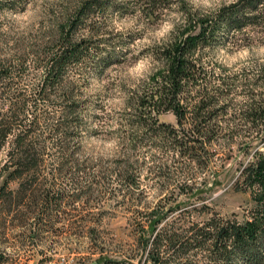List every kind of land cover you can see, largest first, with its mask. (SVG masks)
Masks as SVG:
<instances>
[{
	"label": "trees",
	"instance_id": "16d2710c",
	"mask_svg": "<svg viewBox=\"0 0 264 264\" xmlns=\"http://www.w3.org/2000/svg\"><path fill=\"white\" fill-rule=\"evenodd\" d=\"M165 2L144 1L140 9L148 21L155 20L154 12ZM96 3L81 0L74 18L58 24L57 33L41 43L32 38L27 56L16 47L17 65L0 61L3 85L11 84L15 75L19 83L28 56L33 63L42 61L43 72L36 89H0V150L6 151L0 167V218L6 230L19 228L30 240L40 238L50 231L62 205L94 203L95 187H106L114 178L120 202L144 208L137 214L146 225L139 224L131 249L137 251L132 258L138 264H264V67L259 68L261 83L255 84L259 89H238L245 84L236 77H221L202 64L223 36L233 46L255 40L264 44V0H237L211 18L200 15L194 20L190 15L183 30L148 53L156 62L152 76L138 89L120 90L126 97L122 108L108 107L99 93L92 96L78 89L92 44L89 38H74L72 30ZM195 25L197 33L192 35ZM111 59L103 60L110 65ZM79 62L84 66L70 77V68ZM192 93L196 106L188 117ZM229 112L243 123L221 125L220 116ZM164 113L175 117V127L159 122ZM103 135L119 140L118 155L110 162L82 151L85 138ZM234 149L247 157L233 183L237 191L251 195L253 207L244 222L210 215L204 204L197 206V200H204L192 185L170 188L173 171L184 172L181 159L203 170L210 155L218 151L230 156ZM95 173L102 177L96 180ZM142 177L153 180L161 196L152 207L140 201L145 194ZM218 182L216 176L210 186ZM62 184L71 195L59 192ZM177 194L194 196L196 202L181 208ZM189 216L207 219L185 227ZM95 233L89 229L86 234L95 241ZM93 248L112 251L103 245ZM89 264L123 262L100 255Z\"/></svg>",
	"mask_w": 264,
	"mask_h": 264
},
{
	"label": "rangeland",
	"instance_id": "374dc122",
	"mask_svg": "<svg viewBox=\"0 0 264 264\" xmlns=\"http://www.w3.org/2000/svg\"><path fill=\"white\" fill-rule=\"evenodd\" d=\"M80 1L0 0V61L9 60L11 64H16L17 57L20 55L16 47L21 51V54L27 56L26 52H29V43L32 41V38H38L35 41L41 43L46 36L57 33L58 24L63 23L67 18L69 22L74 18L76 7ZM144 1L147 2L148 0H95L97 2L96 7L93 6L88 16H85V20L83 19L74 27L72 30L74 38L86 37L89 38L92 44L90 63L86 61L87 68L83 71L84 75L82 78H79V83L82 85L78 89H83L84 93L92 96H96L99 93L105 102L115 94V90L138 89L137 86L143 81L137 84L136 82L125 80L114 73L122 71L119 66L126 63L130 64L138 59L139 56L149 55L148 53L152 51L154 46L169 41L168 39L160 43L153 42L152 46L144 47L139 52V56L135 55L129 45H132L136 39L141 38L143 33L135 30L117 33L111 30L110 21L116 13H119L121 17L125 15L136 16L138 14L139 22L145 25L157 23L161 19L164 10L169 8L173 3L179 5L177 10L184 14L186 20H188L190 15L194 20H197V17L201 16L211 18L216 13L203 15L199 11L194 12L187 3V0H166L165 6L156 9V12H154V16L158 15L156 19L148 21L140 9ZM29 2L34 7L40 9L39 18L30 28L21 31L12 17L15 13L22 12ZM185 25L187 26V24H183L181 27L178 26L173 36L183 30ZM193 29L192 35L197 33V26L195 25ZM220 38L213 47L211 54L206 55L202 60V64L206 67V70L210 71L212 68H215V72L220 74L221 77H236L234 80L237 83L245 84L244 87H238V89H259L255 84L261 83L259 68L264 67V62L253 57L247 66L238 71H230L216 63L215 55L219 48L227 47L228 45L232 46L230 50H235L242 47L258 46L262 43L255 40L252 43L244 42L233 46L228 41V37L223 36V39ZM123 55H125V58H122ZM108 57H112L111 60H113L110 65H106L103 60ZM30 60L31 57L28 56V61L25 62L24 71L22 72L24 76L21 77L19 83L17 82L19 78L15 75L14 80H10L11 84L3 85L2 83L0 84V89H28V91L36 89L43 77V72L39 68L42 61L36 60L33 63ZM80 66L84 65L79 62L78 66L70 68V77H75L76 68H80ZM154 67H156V62ZM109 68H112V72L107 71ZM94 84H96L95 87L93 86ZM248 85H250L249 88L247 87ZM191 97L193 100L189 101L186 105L188 117L196 106V98L193 93ZM240 99L238 98V100ZM106 105L111 107L108 104ZM236 114L229 112L221 115V125L229 123L242 124L243 121ZM234 115L235 118L232 119ZM158 120L160 123L176 126L175 117L171 113L160 114ZM110 137L111 135H103L100 138L108 139ZM87 140L88 138H85L82 141V151ZM118 150L110 159H105L104 156H98V158L103 162H106V160L110 162L118 155ZM5 158L6 151L0 150V167L3 165ZM51 161V156H49L46 163L49 164ZM246 161L247 157H242V152H238L236 149H234V153L230 156H224L216 151L210 155L208 165L203 170L189 162V160L185 158L181 159L184 172L182 173L179 170L173 171L170 188L180 184L192 185L193 192L198 190V199L204 200L200 204L198 202L200 200H197V206L204 204L208 209L207 213L210 215L217 214L224 219H234L242 223L249 218V211L252 209L253 203L250 192L237 191L233 183L240 168ZM216 176L219 177V184L210 186ZM94 177L96 180H99L102 175L95 173ZM107 178L110 179L109 176ZM1 181L0 178V184ZM15 186L14 184L10 187L14 189ZM142 186L145 188V194L140 196L141 203L147 205V207L154 206L161 198L156 190L157 186H155L153 180L150 178L145 179V177H142ZM116 187V180L113 178L111 184L108 186L97 185L95 187L94 203L86 205L79 202L73 206L68 204L62 205L58 216L49 225L50 231L35 240H30L25 234L23 235L24 231L22 229L6 230L3 220L0 218V264H89L100 255L114 257L122 261L123 264H138L135 258H132L137 251H131V249L134 247L136 229L139 227V224L146 225L142 221L144 217L137 214V211L143 212L144 208H140L139 205L131 206L133 203L130 202H120L121 196L115 192ZM58 189L60 193L72 194L71 189L65 186V184L60 185ZM112 194L113 197H111ZM171 198L172 196L169 199ZM177 199L183 201L181 202V208L183 206L189 207L192 201L193 203L196 202V197L194 196L187 199V197L177 194ZM100 218V222H95ZM89 219L94 222H90ZM204 219H207L206 216L201 219L197 216L193 218L189 216L185 227H191L193 224H198L197 221L200 222ZM89 229L96 230L94 237L98 238L95 241L90 238L91 236L88 237L86 234ZM26 235L28 234L26 233ZM94 245H103L112 251H96L93 248ZM234 264L242 263L236 262Z\"/></svg>",
	"mask_w": 264,
	"mask_h": 264
},
{
	"label": "clouds",
	"instance_id": "9594fccd",
	"mask_svg": "<svg viewBox=\"0 0 264 264\" xmlns=\"http://www.w3.org/2000/svg\"><path fill=\"white\" fill-rule=\"evenodd\" d=\"M235 2L236 0H187V3L194 12L199 11L203 15H209ZM178 7L179 5L175 3L171 4L169 8L164 10L161 19L153 25H145L139 22L138 14L136 16L125 15L121 17L119 13H116L110 21V28L117 33L130 30L142 32L143 36L136 39L132 45H129L133 49L134 54L139 56V52L144 47L152 46L153 42L160 43L170 39L178 26L186 24V18L182 12L177 10ZM39 12L40 9L34 7L29 2L22 12L15 13L12 18L16 21L19 29L24 31L37 22ZM231 47V45L221 47L215 55L216 63L220 64L223 68L230 71H238L247 66L253 57L264 62V44L253 47H242L235 50H230ZM154 64L155 61L151 55L139 56L132 63L119 66L122 71L114 74L138 84L141 81L148 80L152 76ZM107 71L112 72V68H109ZM93 86L95 87L96 84ZM125 99L124 93L120 90H115V94L107 99L106 103L114 108H122L125 104ZM118 148L119 140L117 137L108 139L90 137L84 144L83 152L86 157L98 158V156H104L105 159H110Z\"/></svg>",
	"mask_w": 264,
	"mask_h": 264
}]
</instances>
